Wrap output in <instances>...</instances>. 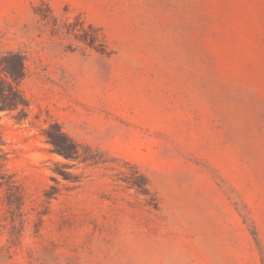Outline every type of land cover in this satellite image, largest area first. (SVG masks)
Listing matches in <instances>:
<instances>
[{"label": "rangeland", "instance_id": "rangeland-1", "mask_svg": "<svg viewBox=\"0 0 264 264\" xmlns=\"http://www.w3.org/2000/svg\"><path fill=\"white\" fill-rule=\"evenodd\" d=\"M6 52L0 264H264V0H0Z\"/></svg>", "mask_w": 264, "mask_h": 264}, {"label": "trees", "instance_id": "trees-1", "mask_svg": "<svg viewBox=\"0 0 264 264\" xmlns=\"http://www.w3.org/2000/svg\"><path fill=\"white\" fill-rule=\"evenodd\" d=\"M25 78V65L23 58L14 52H6L0 55V121L11 113H16L17 122L27 118L28 101L19 89V84ZM46 142L51 145V152L66 160L87 162L88 159L80 158L79 145L65 136L56 126V134L45 131ZM65 180V173H59Z\"/></svg>", "mask_w": 264, "mask_h": 264}]
</instances>
